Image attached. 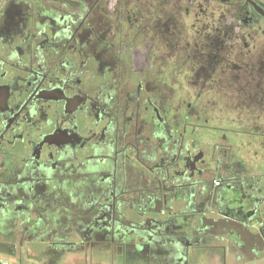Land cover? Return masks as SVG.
I'll use <instances>...</instances> for the list:
<instances>
[{"label":"flooded vegetation","instance_id":"flooded-vegetation-1","mask_svg":"<svg viewBox=\"0 0 264 264\" xmlns=\"http://www.w3.org/2000/svg\"><path fill=\"white\" fill-rule=\"evenodd\" d=\"M8 160L22 169L4 166V206L30 197L27 221L34 195L70 196L71 251L133 243L124 196L149 209L163 192L161 217L180 196L206 225L237 208L264 226V0H0ZM106 222L112 236L92 232Z\"/></svg>","mask_w":264,"mask_h":264},{"label":"crops","instance_id":"crops-1","mask_svg":"<svg viewBox=\"0 0 264 264\" xmlns=\"http://www.w3.org/2000/svg\"><path fill=\"white\" fill-rule=\"evenodd\" d=\"M4 166L11 170L22 169L21 163L6 161L0 167L1 182L11 179L10 174H2ZM19 180L17 176L12 178L14 182ZM1 192L0 201L5 203ZM13 195L15 200L11 205V216L4 214L5 211L0 212V264H234L236 261L234 257L224 255L218 246L202 244L193 237L185 240L187 263L182 256L185 249L182 245L172 253L170 246L168 250L154 252L143 243L141 236L134 245L122 241L112 246L105 242V245L97 247L89 240L84 250L71 251L68 248L71 245V232H79L80 228L71 226V199L67 193L49 196L48 203L47 196L34 195L38 208L30 213L29 221L25 219L27 212L22 207L23 197L15 192ZM57 204L60 206L58 210ZM84 204L81 199L75 201L74 212L82 213ZM158 204L151 203L149 209H128L124 212V228L143 237L152 235L156 232L157 220L166 218L158 214ZM173 208L174 212L186 209L182 202ZM16 216L18 220L14 219ZM75 237L79 240L76 233Z\"/></svg>","mask_w":264,"mask_h":264},{"label":"water","instance_id":"water-1","mask_svg":"<svg viewBox=\"0 0 264 264\" xmlns=\"http://www.w3.org/2000/svg\"><path fill=\"white\" fill-rule=\"evenodd\" d=\"M18 195L21 196L20 194ZM9 198L10 205H12L15 196L12 194ZM29 198L30 197H23L22 203L26 200H28V203L30 200ZM138 200H140V198ZM151 200L155 204L160 201L163 203V201L166 200V196L161 192L159 196H150L148 200L149 203H151ZM181 200L184 199L180 196L173 199L170 211L168 212L169 217L157 220L156 232L146 237H143L141 234H136L133 243L130 244L134 245L135 242L137 243V240L140 239L139 237L141 236L144 238L143 243L148 246V249L154 252L168 250L170 246V252L172 253L178 251L177 248H180L182 245L185 248L182 256L187 263L188 249L185 240L193 237L197 241H201L202 244L218 246L224 255L236 259L234 264H264V226H262L259 217L256 219L246 218L245 215L247 212L243 209L235 208L234 210L237 211L238 217H232L227 213L225 215L226 221L223 224L206 225L201 219V212L195 210L174 212L173 207L175 202L177 203ZM6 203L7 200L5 203L0 201V212L5 211L4 214L11 216L12 208L4 206ZM128 204L129 201L127 197L124 196L120 208L117 211V215L123 219L122 221H125L124 212L130 209ZM102 208L103 207H99L97 210V214L100 215L99 217L101 219L105 217ZM32 212L33 210L29 211V217ZM18 218L19 217L16 216L14 219L18 220ZM107 221H110V219L108 218ZM90 227H93L92 232L94 231L95 234H101L104 228H106L105 231H108L110 236L113 235V231L114 233L116 232L115 225L109 222L103 225H96V223H94ZM125 241L128 242V240Z\"/></svg>","mask_w":264,"mask_h":264},{"label":"rangeland","instance_id":"rangeland-1","mask_svg":"<svg viewBox=\"0 0 264 264\" xmlns=\"http://www.w3.org/2000/svg\"><path fill=\"white\" fill-rule=\"evenodd\" d=\"M142 29H144V27H141ZM146 28V27H145ZM191 38V37H190ZM148 38L145 37V36H139L137 42H136V45H138V49L140 50V56H142V52L146 54L145 50L147 51L148 50ZM193 44V43H192ZM181 54H184V51H182ZM140 60L141 57H140ZM175 60V58H172L171 61L173 62ZM175 89L180 90V84L175 82V85H174ZM178 103V101H176ZM209 111V110H208ZM212 112V110H210V113Z\"/></svg>","mask_w":264,"mask_h":264},{"label":"built area","instance_id":"built-area-1","mask_svg":"<svg viewBox=\"0 0 264 264\" xmlns=\"http://www.w3.org/2000/svg\"><path fill=\"white\" fill-rule=\"evenodd\" d=\"M1 264H5V263H1Z\"/></svg>","mask_w":264,"mask_h":264}]
</instances>
